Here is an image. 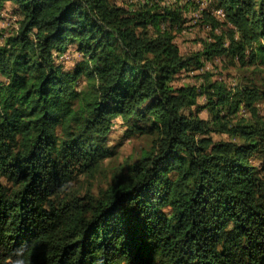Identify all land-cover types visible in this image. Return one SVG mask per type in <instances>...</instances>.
Listing matches in <instances>:
<instances>
[{
    "label": "trees",
    "instance_id": "1",
    "mask_svg": "<svg viewBox=\"0 0 264 264\" xmlns=\"http://www.w3.org/2000/svg\"><path fill=\"white\" fill-rule=\"evenodd\" d=\"M141 1L0 0V264H264V0Z\"/></svg>",
    "mask_w": 264,
    "mask_h": 264
},
{
    "label": "rangeland",
    "instance_id": "2",
    "mask_svg": "<svg viewBox=\"0 0 264 264\" xmlns=\"http://www.w3.org/2000/svg\"><path fill=\"white\" fill-rule=\"evenodd\" d=\"M112 1L117 3L123 2V0ZM141 2L142 1L139 0L138 4H140ZM8 25L9 24H5L4 26ZM202 32V27H190L189 30L178 34V40L184 52H190L199 49L200 44L197 42V38H200V34ZM2 42L3 40L0 38V44ZM79 56L80 55L76 52H73L72 55L65 56L64 59L68 60H65L64 64L69 67L74 66ZM223 62H225V60L220 61L217 59L216 62H210L207 65L209 66V68H213L214 72H219V75L220 73L223 74L229 81H237L238 76L241 75V71H239L238 68H236L231 63H227L228 66L225 68L223 67ZM194 74L195 73H192V75L188 77V80L192 83L196 82L194 77H192ZM259 108L261 115L264 117V101ZM246 114L248 115L246 118H250V113ZM201 115L205 118L208 117V113L206 111H203ZM213 135L216 140L229 138V136L226 134L214 133ZM110 140L111 144H118L117 154L107 158L102 165L101 170L98 171L95 175L90 178L82 176L80 181L74 184L76 188H79L82 194H86V192L91 190V193H93L94 195H98L100 194V191H104L107 188L110 180L112 179V174L117 172L119 168L122 167L126 162H131L137 159L140 156L142 150L150 148V146L152 145L153 137L149 135H142L134 136L132 138H126L124 136V129L119 123L111 132ZM256 162H258V159L256 160Z\"/></svg>",
    "mask_w": 264,
    "mask_h": 264
},
{
    "label": "bare ground",
    "instance_id": "3",
    "mask_svg": "<svg viewBox=\"0 0 264 264\" xmlns=\"http://www.w3.org/2000/svg\"><path fill=\"white\" fill-rule=\"evenodd\" d=\"M203 5V4H202ZM225 10V9H224ZM197 11V10H196ZM213 11V10H212ZM226 13V12H225ZM219 14L221 15V16H224V12H223V10H221V9H219ZM195 15H196V13H195ZM226 16V15H225ZM211 24V23H210ZM210 24H209V26H210ZM165 25V24H164ZM70 52V51H69ZM72 52V51H71ZM60 55V54H59ZM58 55V56H59ZM72 57V56H71ZM62 61V60H61ZM207 68V67H206ZM211 68V67H210ZM209 68V69H210ZM82 82V81H81Z\"/></svg>",
    "mask_w": 264,
    "mask_h": 264
},
{
    "label": "built area",
    "instance_id": "4",
    "mask_svg": "<svg viewBox=\"0 0 264 264\" xmlns=\"http://www.w3.org/2000/svg\"><path fill=\"white\" fill-rule=\"evenodd\" d=\"M217 13L219 14V10H217ZM220 15V14H219ZM221 16V15H220Z\"/></svg>",
    "mask_w": 264,
    "mask_h": 264
}]
</instances>
